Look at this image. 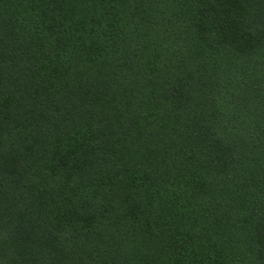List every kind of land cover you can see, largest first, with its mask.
Returning a JSON list of instances; mask_svg holds the SVG:
<instances>
[{"label": "trees", "instance_id": "16d2710c", "mask_svg": "<svg viewBox=\"0 0 264 264\" xmlns=\"http://www.w3.org/2000/svg\"><path fill=\"white\" fill-rule=\"evenodd\" d=\"M0 264H264V0H0Z\"/></svg>", "mask_w": 264, "mask_h": 264}]
</instances>
